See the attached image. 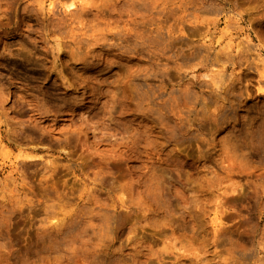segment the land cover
Returning a JSON list of instances; mask_svg holds the SVG:
<instances>
[{
  "label": "clouds",
  "instance_id": "clouds-1",
  "mask_svg": "<svg viewBox=\"0 0 264 264\" xmlns=\"http://www.w3.org/2000/svg\"><path fill=\"white\" fill-rule=\"evenodd\" d=\"M0 264H264V0H0Z\"/></svg>",
  "mask_w": 264,
  "mask_h": 264
}]
</instances>
